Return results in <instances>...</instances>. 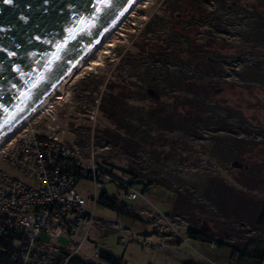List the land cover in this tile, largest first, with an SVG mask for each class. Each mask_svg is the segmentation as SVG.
<instances>
[{"label": "rangeland", "instance_id": "374dc122", "mask_svg": "<svg viewBox=\"0 0 264 264\" xmlns=\"http://www.w3.org/2000/svg\"><path fill=\"white\" fill-rule=\"evenodd\" d=\"M196 1L140 0L63 89L56 130H47L50 117L39 114L11 138L55 132L150 185L137 200L123 202L107 185L120 209L96 204L90 239L79 248L69 236L48 237L69 252L78 248L79 257L100 263L104 251L124 264H253L240 260L241 251L264 248V228L257 224L264 206V0H207L211 13L204 19ZM189 8L194 19L180 12ZM200 19L210 22L209 32L198 28ZM189 24L193 31H180ZM162 41L185 46L178 53L185 60L183 78L201 75L206 83L197 90L201 108L177 84L181 70L174 74L160 55ZM192 41L203 42V62L187 53ZM167 68L173 80L159 76L150 84ZM163 105L178 112L186 105L193 114L174 117L177 125L159 122L149 108ZM0 169L11 173L1 151ZM77 190L95 194L89 182ZM189 228L207 241L189 238Z\"/></svg>", "mask_w": 264, "mask_h": 264}, {"label": "built area", "instance_id": "2783aa9c", "mask_svg": "<svg viewBox=\"0 0 264 264\" xmlns=\"http://www.w3.org/2000/svg\"><path fill=\"white\" fill-rule=\"evenodd\" d=\"M62 100L60 92L23 127L43 114L50 117L46 128L51 129L58 122L55 104ZM23 127L0 144L2 160L11 171L0 169V264H53L63 252L76 255L81 243L90 239L98 193L107 185L118 189L122 202L137 200L143 186L138 190V183L99 161L94 151L55 132L38 130L12 140ZM82 182L92 184L95 194L83 196L77 190ZM61 236H69L78 248L69 252L48 239Z\"/></svg>", "mask_w": 264, "mask_h": 264}, {"label": "water", "instance_id": "95a60500", "mask_svg": "<svg viewBox=\"0 0 264 264\" xmlns=\"http://www.w3.org/2000/svg\"><path fill=\"white\" fill-rule=\"evenodd\" d=\"M135 0H0V139L25 120Z\"/></svg>", "mask_w": 264, "mask_h": 264}, {"label": "trees", "instance_id": "16d2710c", "mask_svg": "<svg viewBox=\"0 0 264 264\" xmlns=\"http://www.w3.org/2000/svg\"><path fill=\"white\" fill-rule=\"evenodd\" d=\"M186 1H196V0H186ZM208 1L207 0L206 1L205 0H201V2L200 1H196L195 2V3L199 4V6H200V8L202 10V11H200L198 13V15H200L201 19H204L205 17L209 16V14L211 13V12H207L206 11L207 9H206V6L204 5L205 3H208ZM211 1L214 2L216 0H211ZM217 2H221L222 3L223 0H219ZM183 10L184 11H182V10L180 11L183 16H189V17L193 18V16H192L193 12H192V10L190 8L189 9H183ZM173 12L175 13L176 11H172L171 13L173 14ZM212 12H214V11H212ZM201 19H200L199 23L197 24L198 28H203V29H205V30H207L209 32L210 27H208V26H209L210 22L209 21L205 22V21H203ZM193 28L194 27L191 24H189V25H186L185 27L182 26V30H181V27H180V31L181 32L183 31V33L187 34L188 32L190 33L191 31H193L194 30ZM201 42L202 41H198V42L197 41H192L190 46H187V48H189L187 53L188 54H193V55L195 53L194 57L198 58V62H203V60L207 57V56L201 57V56H203L202 54L204 52V49L199 44ZM161 46L163 48V52L160 55L167 56V59L170 60V63L173 64L172 66L170 64H168L167 67L171 66L170 69H174L175 70L174 74L179 73L178 70H181L180 73H179L181 75V77H178L177 84L179 86H181L183 90L191 91L193 96H194L192 98V100L190 101L191 104L193 106H195V103H196L197 107L199 106V108H201V106H203V104L200 103V101L198 99V96L200 94L197 92V90L201 89V88L204 89V85L206 83L202 79H200V78H202L201 75H199V76H197L196 74L194 75L191 71L189 72L190 76L194 75L195 78L194 77H190V78L186 77V79L183 78L182 74L186 75V72L183 69V67H186V66H183L184 65L183 62L185 60L180 55L178 56V53L182 52L181 50L184 51L185 46H183L181 44H176L175 45L174 43H171L170 41H166V42L162 41L161 42ZM169 55H171V58L169 57ZM158 62H159V60H158ZM158 62H156V63H158ZM204 63H205V61H204ZM207 66H208L207 67L208 69H209V66H211V68H213V69L215 68L212 61H208V65ZM197 70H198V67H197ZM209 70H206V73L208 75H209ZM170 71L171 70H169V68H167L166 71L164 70V71H161L160 74H155L153 76V78L151 79V81L149 80L150 84L151 83L155 84L156 83V79L159 78V76H163L164 77L163 80L160 79L159 81L170 82L171 79L173 80V74L170 73ZM192 78H194V79H192ZM150 86H152V85H150ZM194 100H196V102H194ZM186 105L182 109V111H180L181 113L178 112L176 108L174 109V111H170L169 110L170 106H167V105L166 106L163 105V107L161 109L149 108L151 110L149 112H150V115L153 118L154 117L155 118H159V122H161V121H163L165 123L171 122L173 125L174 124L177 125V123L172 122L174 120V117H176L177 115L179 117L180 116H185L186 117L187 115L190 117L193 114V112L189 108H187ZM176 119H177V117H176ZM112 168H114V167H112ZM119 173L123 174V173H127V172L121 171ZM127 174L129 175L127 177L131 178L133 182L138 183L137 185L141 184L143 186V189H142L143 193H145L146 191H148L150 189V185L146 181L139 182L138 176L135 175L133 172H128ZM99 204L103 205V206H106V207H109V208L114 209V210L120 209L119 203H118V198L108 195V193L106 191H103L100 194ZM257 224L260 227L264 228V206H263L262 211H261V213H260V215H259V217L257 219ZM188 235H189L188 236L189 238L201 239L203 241H207L205 238H202L201 233L199 231H197L196 229H194V228H189L188 229ZM210 243L213 244V245H216V246H226V245H228L227 243H225L223 241H215V240L211 241ZM241 252L242 253L240 255V260L245 261L247 259H250L253 262V264H263L264 263V248H256L251 253H248L247 249H244ZM236 253H237V251H234L233 255H235ZM98 256H99V260L101 261L100 263L96 262V261H93L92 259L91 260L85 259V258L79 257L77 255H73L72 256V255H70V253L63 252V253H61L59 255V257L54 261L53 264H124L123 259L117 258L113 254L108 253V252L101 251Z\"/></svg>", "mask_w": 264, "mask_h": 264}, {"label": "bare ground", "instance_id": "6f19581e", "mask_svg": "<svg viewBox=\"0 0 264 264\" xmlns=\"http://www.w3.org/2000/svg\"><path fill=\"white\" fill-rule=\"evenodd\" d=\"M140 0H135L129 8H127L123 14L114 22V24L109 28V30L104 34L96 46L85 56V58L71 71V73L58 85V87L48 96V98L38 106L25 120H23L16 128H14L10 133L5 135L0 139V144H2L8 137L14 134L19 128L23 127L36 113H38L55 95L63 91L65 86L75 77V75L82 70L93 57L98 53L105 42L110 38V36L116 31L118 26L121 24L123 19L131 12L135 5Z\"/></svg>", "mask_w": 264, "mask_h": 264}, {"label": "snow or ice", "instance_id": "6c2138e0", "mask_svg": "<svg viewBox=\"0 0 264 264\" xmlns=\"http://www.w3.org/2000/svg\"><path fill=\"white\" fill-rule=\"evenodd\" d=\"M9 2H10V0H9Z\"/></svg>", "mask_w": 264, "mask_h": 264}]
</instances>
